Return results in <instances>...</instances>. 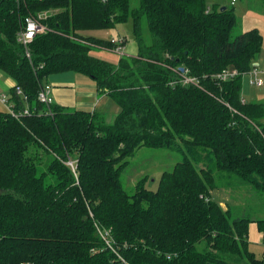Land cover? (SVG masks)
Masks as SVG:
<instances>
[{
  "label": "trees",
  "instance_id": "obj_1",
  "mask_svg": "<svg viewBox=\"0 0 264 264\" xmlns=\"http://www.w3.org/2000/svg\"><path fill=\"white\" fill-rule=\"evenodd\" d=\"M29 16L46 30L26 49ZM130 20L136 56L113 64L91 53L115 45L84 32ZM237 25L234 5L207 0H0V69L15 82V109L30 110L0 109V264H264L249 238L256 222L264 244V218L236 216L212 195L224 178L264 193V102L242 96L264 37H233ZM182 67L200 84H173ZM229 67L240 75L215 80ZM69 71L120 106L112 122L38 99L51 75ZM141 147L183 158L156 190L146 175L129 193L122 173Z\"/></svg>",
  "mask_w": 264,
  "mask_h": 264
},
{
  "label": "rangeland",
  "instance_id": "obj_2",
  "mask_svg": "<svg viewBox=\"0 0 264 264\" xmlns=\"http://www.w3.org/2000/svg\"><path fill=\"white\" fill-rule=\"evenodd\" d=\"M224 1H226V4L228 6H231V0ZM224 1L222 3H224ZM215 3H218L217 0H207V4L210 8L213 7ZM136 5L137 0H132V7H135ZM234 7L238 17V25L233 33V37H235L239 33L244 32L246 28L244 19L246 16H249L264 24V3L262 0H238L237 3L234 4ZM256 25L257 24L253 26L251 25L249 27L258 28L259 26L257 27ZM246 29L249 28L247 27ZM259 30L264 37V26L260 27ZM84 35L96 36L107 40H110L113 36L126 37L127 42L125 44L124 55L136 56L138 53V44L133 35V23L131 20L127 23H120L114 27H110L107 29L88 30L84 32ZM91 53L94 56L100 59L107 60L113 64H117L122 56V54L117 52L115 49H108L102 47L94 48ZM254 64H258L256 68L259 71V78L264 81V40L262 50L260 51V54L257 56V58L254 60ZM253 71L254 70H251L243 76L242 96L248 102H264V85L259 86L255 82L257 77L253 74ZM52 76L89 77L73 71L57 73L53 74ZM8 79L9 76L0 69L1 89H3L2 83L8 82ZM48 80H51L50 77L48 78ZM114 104L116 106H119L115 102ZM0 109L6 110L4 105L2 104H0ZM68 109L72 110L71 108ZM182 158L183 155L177 151H172L169 149H154L150 147H141L137 150L133 157L129 158L130 163L122 173V182L124 184L125 189L129 193H134L137 182L144 176L148 175L149 179L147 181V187L152 190H156L158 188V183L161 174L164 171L172 170L175 164L181 161ZM49 159V157H46L44 160L45 162L40 165V173L46 171V163L49 161ZM218 182L222 185V187L213 190L212 195L214 199H216L220 203L223 202L225 203V205L226 203H228L229 207H231L235 212L234 215L238 216L246 214L252 217L253 219L264 218L263 192L253 189L250 185L241 182L238 178H233L232 180H230V182H232V187H226L228 185L227 178H224L223 180L218 179ZM223 192L226 194L225 196H223ZM227 193L231 194L227 195ZM252 249L257 253L259 257H263L264 245H261L258 242L253 243Z\"/></svg>",
  "mask_w": 264,
  "mask_h": 264
},
{
  "label": "crops",
  "instance_id": "obj_3",
  "mask_svg": "<svg viewBox=\"0 0 264 264\" xmlns=\"http://www.w3.org/2000/svg\"><path fill=\"white\" fill-rule=\"evenodd\" d=\"M223 1L224 0H217L218 3L215 4H219L220 6H228L226 4V1L222 3ZM237 1L238 0L233 3V0H231L230 5L236 4ZM244 23L246 28L248 27L249 29H251L249 26H253L255 24H257V27L259 26V29L260 27L264 26L263 23H260L258 20H255L249 16L245 17ZM246 28L244 31L249 30ZM50 79L51 80H48L46 83L50 84L52 87L50 94L52 95L54 103L71 109H84L90 111L95 110L97 112H101L105 115L106 121L109 123L112 122V119L120 111V107L114 104L115 101L108 94V92L106 90L98 89L96 82L90 77L51 75ZM2 85L3 89H5L2 90L10 93V90L15 85V82L12 78L9 77L8 82H3ZM229 194L227 193V195ZM225 195L226 194L223 192V196ZM221 204L223 207L229 205L228 203H226L225 205V203L223 202ZM262 237L263 235L259 231L257 223L251 222L249 229L250 248L252 249V244L257 242L261 245H264L262 242ZM252 251L254 250L252 249Z\"/></svg>",
  "mask_w": 264,
  "mask_h": 264
},
{
  "label": "built area",
  "instance_id": "obj_4",
  "mask_svg": "<svg viewBox=\"0 0 264 264\" xmlns=\"http://www.w3.org/2000/svg\"><path fill=\"white\" fill-rule=\"evenodd\" d=\"M102 1H107V0H102ZM236 0H233V3ZM46 30V26H44L43 24H41L37 19H35L32 16H29L25 19V24L24 27L21 29V31L19 32V41L22 42V44L26 47V49L28 48V45L32 42V40L34 39L35 35L37 33L40 32H44ZM110 41L115 45L113 49H115L117 52L121 53L122 55L125 54V37L122 36H113ZM27 55L30 56V53L27 50ZM258 64H254L251 70L253 71V74L257 77L255 82L259 85V86H263L264 85V81L259 78V71L257 70L256 66ZM250 70V71H251ZM240 75V72L238 71V69L236 68H225L224 70H222L221 72L217 73L214 75L215 80H217L218 82H224L230 79H233L237 76ZM173 84L176 83H181L183 85H199L200 84V80L195 77L192 76L190 74H188V70L185 68L184 71H182V69L179 70V78L174 80L172 82ZM51 85L48 83H44L39 91L38 94V99L43 102L44 104H46L48 107L54 103V100L52 98V96L50 95L51 93ZM17 93L20 95H23V91L20 87H17ZM11 96L9 93L3 91L0 88V104L5 106L6 111L12 113L13 116L15 117H20L22 114H30V110L28 107H25L23 110H16L15 109V105L11 102ZM49 113H51V111H48ZM72 164V162H70ZM99 233L101 235V237L106 241V243L113 249V246L111 244V240H110V234L108 231H102L99 229ZM19 264H36L34 262L31 261H23Z\"/></svg>",
  "mask_w": 264,
  "mask_h": 264
},
{
  "label": "water",
  "instance_id": "obj_5",
  "mask_svg": "<svg viewBox=\"0 0 264 264\" xmlns=\"http://www.w3.org/2000/svg\"><path fill=\"white\" fill-rule=\"evenodd\" d=\"M222 9H224V7H223ZM181 69H182V71H184V70H185V68H184V67H182Z\"/></svg>",
  "mask_w": 264,
  "mask_h": 264
}]
</instances>
